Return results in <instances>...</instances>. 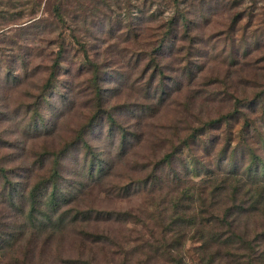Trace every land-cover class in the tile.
Masks as SVG:
<instances>
[{"label":"rangeland","instance_id":"obj_1","mask_svg":"<svg viewBox=\"0 0 264 264\" xmlns=\"http://www.w3.org/2000/svg\"><path fill=\"white\" fill-rule=\"evenodd\" d=\"M61 39L59 72L43 88ZM220 116L222 123L205 124ZM61 150L58 176L47 180ZM168 152L176 155L160 172L161 190L173 192L176 182L193 187L190 227L210 237L225 228L214 218L229 200L211 206L213 181L203 180L241 173L246 191H263L264 172L256 178L248 164L264 165V0H0V167L7 170L6 180L0 173V223H8L0 264H24L26 257L34 264H116L130 251L131 264H170L165 242L138 240L162 230L153 202L145 225L94 227L69 218L70 206L93 204L136 215L147 198L148 163ZM42 180L61 188L67 217L55 212L48 219L53 209L41 186L36 225H24L29 192ZM257 207L249 238L264 224V204ZM21 225L23 238H12ZM96 229L111 233L105 250L90 242ZM256 243L232 240L220 262H200L193 234L182 252L186 264H245ZM234 252L246 255L235 261Z\"/></svg>","mask_w":264,"mask_h":264},{"label":"trees","instance_id":"obj_2","mask_svg":"<svg viewBox=\"0 0 264 264\" xmlns=\"http://www.w3.org/2000/svg\"><path fill=\"white\" fill-rule=\"evenodd\" d=\"M55 14L57 16L60 15L59 7H57ZM29 23L31 25L35 23V21H30ZM76 43H78L80 46H83L84 44V42L79 41V39H76ZM65 46L66 44L64 40L61 39L60 41H58V49L54 53V59L52 62L53 64L51 65L52 70H50L43 88L50 87L51 83L57 75V72H59L58 68L60 62L64 58V52L66 50ZM84 50L86 52V49H83V51ZM87 58L89 59L90 57L87 56ZM93 65V68L95 69L98 66L97 63ZM94 80L96 79L94 78ZM222 120L223 117L220 116L210 119L205 124L212 127L214 125L222 123ZM244 123H246L245 126L249 127L252 121H245ZM204 129L205 128L202 127L196 128L191 138H196V136L200 134L198 132ZM81 140L83 141L84 139ZM64 152L65 150H61L56 153V155H54L53 164L56 165V174L54 176L52 174L47 180L52 181L58 176V167L63 157L66 155V153ZM175 155V152H168L164 154L163 158H161L160 160H157L153 163H148L149 167H152V173H149L144 181H142L144 185V194L147 196V198L145 199L144 205L141 206L142 208L140 209V212L136 215L128 211L115 213L114 210L101 208L96 204L89 205L87 207L70 206V208L73 210L69 215L71 223H82L84 225L87 223L97 222L91 225L97 227L104 223H120L119 221L126 223L127 221H132L143 223L145 225V222L148 218L145 215V211L150 209V203L153 202V209L154 212L158 213L157 221L162 225V230L158 231L155 237L153 231L149 229L147 230L149 236H147L146 238L144 234H141L140 237H138V240H141V246L147 245L143 244V240L149 241L154 244L165 242V245L163 246L164 252L167 254L170 264H186L185 254L182 252V248L184 245V241L189 237H193V234L200 238L201 245L197 251L198 261L200 262L205 259H208L210 262H220L225 257L224 250H227L224 248V246L228 245L232 240L245 247L246 245L249 246L251 243L258 240L259 243L252 245V248L254 247V249L255 247H257L255 253L253 251L249 252L247 255L245 253H243L242 255L234 252L233 256L235 258L234 260L237 261L238 259L246 255L247 262L245 261V264H264V224L259 227L262 229V231L257 232L256 235H254V238L248 237L252 234V221L250 222V215L253 214L252 211L257 212V210L259 209L257 205L264 204V186H262L263 191L260 192L253 191V193H251V189L246 191L247 189L243 188L244 186L242 185L244 179L241 178L243 177L241 173H235L233 176H224L219 180L218 178H215V176L207 178L206 181L203 180V182L213 181L212 189L210 192L211 206H213L214 208H219V206L225 202L226 198H228L229 200V203H224L223 207H221L222 209L214 218L215 221L223 225L225 228H219L215 230L213 236L210 237V235L202 231V228L195 227L196 225H194L192 228L190 227L191 222L195 223L193 221L194 214H192L190 210H196V206L193 205L196 199L193 187L179 188L178 183L176 182L173 192L165 193L163 190H161L163 188V184L160 182L162 180V175L160 174V172H163L165 167L171 163ZM262 165V163L258 161L256 162V159H251V162H249L248 164V166H251L252 172L256 174V178H260L261 180L262 174L264 172V165L263 167ZM0 173L1 177L6 180L7 170L3 167H0ZM179 176L180 174L177 172L174 178H177ZM260 179H253L251 180V182H257ZM47 180L39 181L37 183V185L39 186L36 185L34 189L29 192V210H26V212L22 211V215L25 219L23 222L24 225H28V223L34 226L36 225V222L38 220L37 212H39L40 210L38 206L42 205V200L39 197L37 198V188L41 186H43L45 190V194L43 195V197H50V202H48V204L52 205L51 207L53 209L51 213H47L48 219H50L51 221L55 212L59 213V217H61V220L63 219V216L67 217V211L65 209L60 210V203H58V189L61 188H59L57 185L51 187L50 181ZM178 181H180V179ZM232 182L234 183L232 184ZM3 188L5 189L1 195L7 196V188L5 186H3ZM140 213L145 215V219L140 216ZM253 222L256 223L254 220ZM22 225L19 232L15 235H12V238H23L24 229ZM7 226V222L0 223V250L5 246L7 235L5 227L7 229ZM82 232L86 233L85 231ZM90 236L92 238L90 242H98L101 248L104 250L106 249V246L110 244V240H113V238L111 237V233H108L103 229H98V231L96 229L92 231ZM111 242L113 245L116 244V242L114 241ZM118 246L121 247L122 245L119 244ZM27 249L28 251H30V253L32 252L31 248ZM152 249L160 250L159 244L158 246L152 247ZM148 252H150V249H148ZM23 253L27 254L29 252L23 251ZM95 257L97 258L96 254L90 258V262ZM132 257L133 252H127L122 259L117 261L118 263L116 264H131ZM26 258V260L24 259V264H34L33 259H30L28 257ZM66 260L71 261V259Z\"/></svg>","mask_w":264,"mask_h":264}]
</instances>
